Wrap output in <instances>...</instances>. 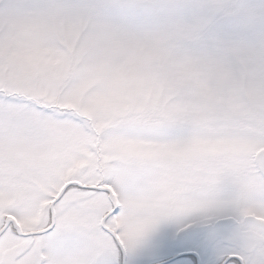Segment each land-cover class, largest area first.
I'll use <instances>...</instances> for the list:
<instances>
[{"label":"snow or ice","instance_id":"snow-or-ice-1","mask_svg":"<svg viewBox=\"0 0 264 264\" xmlns=\"http://www.w3.org/2000/svg\"><path fill=\"white\" fill-rule=\"evenodd\" d=\"M0 264H264V0H0Z\"/></svg>","mask_w":264,"mask_h":264}]
</instances>
